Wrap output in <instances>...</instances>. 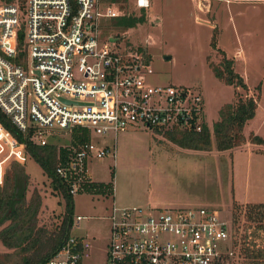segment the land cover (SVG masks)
<instances>
[{"label":"built area","instance_id":"built-area-1","mask_svg":"<svg viewBox=\"0 0 264 264\" xmlns=\"http://www.w3.org/2000/svg\"><path fill=\"white\" fill-rule=\"evenodd\" d=\"M140 10L150 0H133ZM102 0H12L0 4V111L39 145L46 135L86 128L55 175L71 195L90 181L87 161L115 152L91 140L131 128L200 131L203 98L149 83L141 53L99 39L100 19L119 16ZM122 15V14H120ZM102 144V143H101ZM114 155V154H113ZM26 144L0 121V187L10 163L24 164ZM112 204L105 264H221L233 251L226 221L205 207L153 210ZM82 219L76 216L77 223ZM90 243L68 235L41 264H85Z\"/></svg>","mask_w":264,"mask_h":264},{"label":"rangeland","instance_id":"rangeland-1","mask_svg":"<svg viewBox=\"0 0 264 264\" xmlns=\"http://www.w3.org/2000/svg\"><path fill=\"white\" fill-rule=\"evenodd\" d=\"M106 2L109 0H102ZM198 3L202 8L207 4L206 10L200 12ZM115 5L119 15H140L133 0ZM145 15L144 23L126 30L115 27L113 18H101L99 39L141 53L153 70L149 83L199 93L203 98L201 121L210 130L223 104L235 103L238 95H259L255 115L243 130L247 140L232 150L217 151L211 136L212 149L201 151L172 142L163 133L167 129L131 128L118 132L116 138L112 133H92V142L100 146L113 149L115 139V152L88 159L91 179L72 195L68 235H78L90 243L85 264H105L110 236L106 217L113 203L151 208L149 212L205 207L216 210L229 226L233 254L221 264H249L239 250L241 235L250 230L234 205L264 203V145L248 140L250 133L264 138V0H150ZM213 37L215 46L211 44ZM224 55L233 59V68L244 78L247 90L214 75L210 64H221ZM46 137L59 148L69 146L72 135L54 131ZM22 165L28 175L26 199L33 192L41 199L37 226L57 230L65 217L64 198L28 154ZM77 215L82 217L78 223ZM8 224L4 222L0 229ZM259 234L257 244L264 241V233ZM17 250L0 239V254L9 256L7 264L17 261ZM260 260L258 264H264V258Z\"/></svg>","mask_w":264,"mask_h":264},{"label":"trees","instance_id":"trees-1","mask_svg":"<svg viewBox=\"0 0 264 264\" xmlns=\"http://www.w3.org/2000/svg\"><path fill=\"white\" fill-rule=\"evenodd\" d=\"M110 1L116 4L127 0ZM145 16V9L141 8L140 15L123 14L114 17L113 25L126 30L144 23ZM211 44L215 46L214 37ZM210 67L214 75L226 84L248 89L244 78L234 70L232 58H226L224 55L221 64H210ZM258 99L259 95H238L235 103L223 104L219 109V118L214 121L211 130L203 123L200 131L175 128L163 133L177 145L192 150L212 149L211 136L217 151L232 150L246 142L243 130L255 115ZM0 121L14 137L26 144L29 157L40 165L51 179L53 189L56 193L59 192L65 201V217L57 230L37 226L41 199L37 192H33L30 199H26L28 175L24 165L12 162L7 169L3 185L0 187V227L6 221H9V224L0 229V239L6 246L18 248L19 258L13 264H41L62 244L72 225V195L55 175V168L65 165L74 148L90 141L89 132L86 128L75 127L71 131L70 145L57 148L50 142L45 145L35 144L28 136L19 132L1 111ZM248 140L253 144L264 145V138L255 133H250ZM234 207L243 213L244 224L250 230L241 235L240 255L243 254L249 264H258L260 259L264 258V241L257 244V238L261 239L259 233H264V203L247 202L244 205L235 204ZM237 219L235 214L234 221ZM8 259V254H0V264H7Z\"/></svg>","mask_w":264,"mask_h":264},{"label":"crops","instance_id":"crops-1","mask_svg":"<svg viewBox=\"0 0 264 264\" xmlns=\"http://www.w3.org/2000/svg\"><path fill=\"white\" fill-rule=\"evenodd\" d=\"M202 0H199V2H201ZM203 1H205L206 2V0H203ZM243 1H250V0H243ZM252 1H254V0H252ZM206 6H207V4H205V7L204 8H202L201 7V4H199L198 3V5H197V7H198V10L201 12V10L200 9H202V11H204V9L206 10ZM246 202H248V201H246ZM107 218V217H106Z\"/></svg>","mask_w":264,"mask_h":264}]
</instances>
